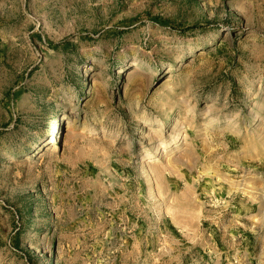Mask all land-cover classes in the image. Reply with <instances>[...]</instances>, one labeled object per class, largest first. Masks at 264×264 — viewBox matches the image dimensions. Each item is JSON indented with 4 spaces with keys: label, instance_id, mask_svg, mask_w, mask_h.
I'll return each mask as SVG.
<instances>
[{
    "label": "rangeland",
    "instance_id": "1",
    "mask_svg": "<svg viewBox=\"0 0 264 264\" xmlns=\"http://www.w3.org/2000/svg\"><path fill=\"white\" fill-rule=\"evenodd\" d=\"M0 264H264V0H0Z\"/></svg>",
    "mask_w": 264,
    "mask_h": 264
},
{
    "label": "bare ground",
    "instance_id": "2",
    "mask_svg": "<svg viewBox=\"0 0 264 264\" xmlns=\"http://www.w3.org/2000/svg\"><path fill=\"white\" fill-rule=\"evenodd\" d=\"M139 70V69H138ZM136 68H133L132 70L129 71V75H127V77L129 76H133V73L137 72L138 71ZM167 117H169V115H167ZM171 120V119H170ZM142 127V126H141ZM161 128V127H160ZM149 130L150 128L149 127H146V130ZM177 134V133H176ZM54 138L53 136L50 137V142H53L54 141ZM181 139V135L178 133L175 137L172 138V143H175L177 141H179ZM164 142V141H163ZM172 146V145H171Z\"/></svg>",
    "mask_w": 264,
    "mask_h": 264
}]
</instances>
